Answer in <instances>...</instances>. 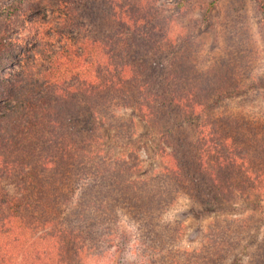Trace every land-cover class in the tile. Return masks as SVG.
Listing matches in <instances>:
<instances>
[{
	"label": "trees",
	"instance_id": "trees-1",
	"mask_svg": "<svg viewBox=\"0 0 264 264\" xmlns=\"http://www.w3.org/2000/svg\"><path fill=\"white\" fill-rule=\"evenodd\" d=\"M157 1L0 5V264L103 259L121 213L154 245L170 229L167 264H222L251 235V217L218 218L200 249L180 250L181 231L163 218L182 194L210 211L264 196V122L229 108L264 98V74L253 78L231 59L201 69L192 37L172 34ZM195 2L180 0L181 13ZM255 2L264 15V0ZM211 4L200 10L206 18ZM136 118L157 132L163 155L146 179L135 176L137 150L101 145L102 129ZM248 264H264V234Z\"/></svg>",
	"mask_w": 264,
	"mask_h": 264
},
{
	"label": "rangeland",
	"instance_id": "rangeland-1",
	"mask_svg": "<svg viewBox=\"0 0 264 264\" xmlns=\"http://www.w3.org/2000/svg\"><path fill=\"white\" fill-rule=\"evenodd\" d=\"M4 1L8 0H0V5ZM195 1L194 9L185 14L181 13L180 0H158L157 4L161 6L164 14L170 15L173 35H182L180 39L182 42H187L188 36L192 37L191 44H196L197 47H191L197 51L201 69L206 70L210 66L214 68L220 65V60L231 59L230 62H233L235 69L247 70L253 78L264 74V15L258 9L255 0ZM209 2L213 4L206 18L205 12L200 10ZM8 70H12V66H9ZM250 81L251 79L248 80ZM239 98L230 103V110L243 113L240 117L248 121L263 123L264 98L250 97L249 103H244L245 105L240 103ZM131 113L133 112L130 110L119 112L127 118ZM135 120V126L128 127L130 124L127 121L128 124H125L122 131H119L121 129L117 126L102 129L103 136L107 137L102 140L101 145L105 150L116 151L115 153L126 152L129 149L137 150L141 168L135 176L146 179L162 168L160 137L146 123L138 118ZM120 133L123 135L120 136ZM9 189L14 191L12 186H9ZM213 207L210 211L207 206H195L183 194L177 196L173 205H169L163 218L176 222L175 229L182 233L183 239H180L178 249H200L204 231L218 218L251 217L249 220L254 225L251 235L222 263L248 264L253 249L264 234V196L250 200L239 198L233 203ZM121 215L115 235L116 246L107 257L93 260L89 264H167L168 247L172 245L170 229L167 232L169 238L159 242V246L157 243L154 245L155 237L143 238V230L140 229L139 223L127 213ZM156 246L159 249L154 251Z\"/></svg>",
	"mask_w": 264,
	"mask_h": 264
}]
</instances>
